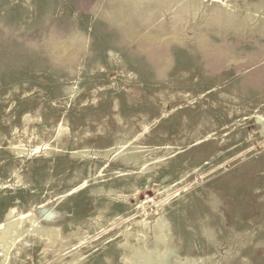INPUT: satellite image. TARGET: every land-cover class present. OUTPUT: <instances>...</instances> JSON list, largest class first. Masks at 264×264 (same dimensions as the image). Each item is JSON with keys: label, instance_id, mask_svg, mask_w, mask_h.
<instances>
[{"label": "rangeland", "instance_id": "1", "mask_svg": "<svg viewBox=\"0 0 264 264\" xmlns=\"http://www.w3.org/2000/svg\"><path fill=\"white\" fill-rule=\"evenodd\" d=\"M142 1L0 0V264H264V0Z\"/></svg>", "mask_w": 264, "mask_h": 264}, {"label": "bare ground", "instance_id": "2", "mask_svg": "<svg viewBox=\"0 0 264 264\" xmlns=\"http://www.w3.org/2000/svg\"><path fill=\"white\" fill-rule=\"evenodd\" d=\"M160 1L161 0H143L139 4V10L143 13V17L147 18L148 21L155 18L158 14L164 13V10L159 9L160 7ZM162 15V14H161ZM164 38H162L163 40ZM125 161H128L126 158H124ZM31 213H21L17 219H13V216L11 213L7 214V217L4 221V223H0V242L3 245H6L8 243L12 244L13 243V238L14 236L17 235L18 228L21 226L22 220L23 219H28L30 218V221H32ZM165 222V217L162 215L158 220H157V226H156V232H155V244L154 248L150 250L149 253L147 252H142L144 253V259L145 262L140 264H160L161 259L167 255L169 252V245L170 241L165 239L162 235V230H167V227L163 225V227H160L161 223ZM33 223V222H32ZM38 224V223H37ZM34 226H36V221L34 222ZM39 229L38 231L43 230V226L38 225L37 226ZM160 228V229H159ZM159 229V230H157ZM53 230V228H49L48 232ZM46 231V230H45ZM38 233V232H36ZM143 233V232H142ZM42 234V233H41ZM163 242L166 245L167 250L165 251L166 253L162 254L159 251V245L158 243Z\"/></svg>", "mask_w": 264, "mask_h": 264}]
</instances>
